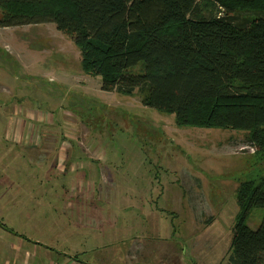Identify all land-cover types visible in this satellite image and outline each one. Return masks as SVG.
Here are the masks:
<instances>
[{
  "label": "rangeland",
  "instance_id": "obj_1",
  "mask_svg": "<svg viewBox=\"0 0 264 264\" xmlns=\"http://www.w3.org/2000/svg\"><path fill=\"white\" fill-rule=\"evenodd\" d=\"M78 33L0 28V264H228L238 189H264V157L245 132L104 91Z\"/></svg>",
  "mask_w": 264,
  "mask_h": 264
},
{
  "label": "trees",
  "instance_id": "obj_2",
  "mask_svg": "<svg viewBox=\"0 0 264 264\" xmlns=\"http://www.w3.org/2000/svg\"><path fill=\"white\" fill-rule=\"evenodd\" d=\"M40 24L78 25L83 73L104 91L180 128L245 132L264 157V0H0V28ZM237 195L228 264H264V219L248 225L264 189L248 181Z\"/></svg>",
  "mask_w": 264,
  "mask_h": 264
},
{
  "label": "crops",
  "instance_id": "obj_3",
  "mask_svg": "<svg viewBox=\"0 0 264 264\" xmlns=\"http://www.w3.org/2000/svg\"><path fill=\"white\" fill-rule=\"evenodd\" d=\"M63 264H86V263H82L81 261H78L77 259H70V261H66Z\"/></svg>",
  "mask_w": 264,
  "mask_h": 264
}]
</instances>
